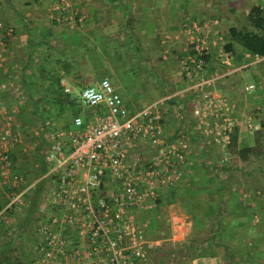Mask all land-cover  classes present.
I'll return each mask as SVG.
<instances>
[{
    "label": "crops",
    "instance_id": "0c3cea01",
    "mask_svg": "<svg viewBox=\"0 0 264 264\" xmlns=\"http://www.w3.org/2000/svg\"><path fill=\"white\" fill-rule=\"evenodd\" d=\"M194 3L192 5L190 0H69V5L63 6L60 0H0V130L10 125L22 134V138L23 133L43 136L58 119L50 117L46 121L47 128L42 127L45 130L38 131L43 123L40 120L35 124L33 110L39 108L48 116V109L57 101L55 96L61 94L60 87L72 84L83 88L110 76V71L102 64L111 58L118 67L125 58L123 67L126 69L131 61L136 62L135 77L132 78L136 79L138 73L140 81L148 83V90L136 92L138 95H131L136 90H129L126 103L131 109H140L151 101L176 93L172 91L183 86L181 60L187 51L184 32L187 21L203 23L206 20L201 18L212 15L214 19L210 20H213L214 27L221 32L227 29L228 33L235 26L230 24L234 21H229V16L241 14L246 17L253 5L264 8V0H196ZM223 3H229L228 9L221 7ZM190 5L194 8L193 14L187 12ZM163 30H170L173 34L160 40L159 33ZM224 38L227 41V37ZM177 43L181 45L182 57L177 71L172 74L167 59L171 47ZM156 50L160 55H154ZM236 61L240 64L245 62V54ZM92 77L96 80L86 83ZM113 78H116L118 90L121 84L117 73ZM248 78L262 82V87L251 95L241 90L243 83L252 82ZM222 88L236 101L240 112L253 114L250 108H241L242 99L250 102L255 98L252 109L257 105L264 106V61L251 63L233 73ZM28 89L36 104L27 98ZM146 97L151 100L144 101ZM191 97L189 93L171 100L170 114L193 118ZM61 104L58 102V108ZM67 110L71 112V108ZM72 117L63 129L70 126ZM257 124L256 131L262 129V124ZM182 125L172 129L170 119L166 128L172 133L184 130ZM238 130L241 137L251 132L246 124ZM191 132L193 129L189 133L192 137ZM251 133V139L242 143L254 144V134ZM22 143L23 139L12 152L16 153ZM50 144L51 141L48 147ZM38 146L34 145L35 148ZM199 149L200 154H195L192 148L177 184L161 190L168 209L161 210L156 204L143 208L150 222L147 232L151 243L149 264H264V215L257 217L251 212L256 207L253 201L257 206H264V184H260L261 188H253L259 196L240 200V204L231 197L237 186L229 184L222 196L225 199H222V209L218 210L217 194L207 183L212 178L210 171L206 169L205 172L209 176L207 181L194 180L202 160L211 159L209 146L203 141ZM198 155L202 160L196 159ZM260 157L263 161L264 154ZM219 169L216 167L221 172ZM25 177L22 175L20 188L31 182ZM190 178L195 182L191 183ZM216 186L217 183L214 184ZM253 189L246 188L247 191ZM202 190L201 195H194V192ZM0 195H6L8 199V190L1 182ZM245 208L249 209L241 213ZM34 215L25 218L24 214L19 216L12 210L0 221V264H42L38 231L42 217L38 218L33 230L31 221Z\"/></svg>",
    "mask_w": 264,
    "mask_h": 264
},
{
    "label": "built area",
    "instance_id": "2783aa9c",
    "mask_svg": "<svg viewBox=\"0 0 264 264\" xmlns=\"http://www.w3.org/2000/svg\"><path fill=\"white\" fill-rule=\"evenodd\" d=\"M60 1L69 5V0ZM184 32L182 88L133 110L109 78L83 87L78 98L95 112L87 119L74 116V128L53 136L45 153L48 171L23 188L11 155L22 134L10 125L0 130V180L8 190L0 221L9 211L25 207L43 179L51 185L49 210L38 226L42 264H149V223L137 212L157 200L163 188L177 184L192 152L191 136L166 128L172 115L169 102L176 96L190 93L191 135L217 146L223 163L231 156L228 148L236 129L255 125V118L240 112L222 86L230 75L262 63L264 57L245 53V62L238 63L225 50L222 32L206 21H187ZM261 87L258 80L243 83L241 90L251 95ZM64 91L72 93L68 87ZM138 143L146 144L147 155L129 153Z\"/></svg>",
    "mask_w": 264,
    "mask_h": 264
},
{
    "label": "rangeland",
    "instance_id": "374dc122",
    "mask_svg": "<svg viewBox=\"0 0 264 264\" xmlns=\"http://www.w3.org/2000/svg\"><path fill=\"white\" fill-rule=\"evenodd\" d=\"M190 2L193 5V4H195L194 2H196V0H190ZM192 5L188 6L189 10H187V12L193 14L194 8ZM221 7L228 9L229 3L228 4L225 3ZM212 17H213L212 15H208V16L206 15L204 18H201V19L203 21L206 20V22L212 28L215 25L213 23V20H210V19H214ZM229 19H230L229 21H234V23L232 22L230 24H232V25L234 24L236 27L242 28L244 26L245 16H243L241 14H239L238 17L237 16H229ZM226 30L227 29H225L224 32H222L223 35L226 34V35H224V37L225 36L227 37V33H226L227 31ZM171 34H173V33L170 32V30H163L162 32L159 33L160 40L165 35H171ZM183 41L185 42V39H183ZM171 44H174V42H172ZM157 50H158V48H157ZM157 50L155 51L154 55L155 54L160 55L159 51H157ZM171 50L172 51L170 52L167 60L169 62V66L172 68V74H175V72L177 71V68L179 67L180 59L182 57L181 56L182 55V53H181L182 48H181L180 43H177L176 45L171 47ZM237 58H238V56H237ZM125 63H126V59L124 58L123 63L119 64V67H118L116 61L113 58H111V59L107 60V63L104 61L102 66H103V68L108 69V72L110 71V76H108L106 78H109L114 85L116 84V78H113V77H116V73H117V77L119 78V81L121 84V87L118 89V91L123 95L124 100L126 102H128L127 101V95L129 93V90H133V89L136 90L135 92L133 91L134 93H132L131 95H134V94L138 95L139 93H136V92L142 91L143 89L148 90L149 87H148V83H142L140 81L139 76H137L138 73H136V79L132 78V76L135 77L134 67H135L136 62L131 61V64L127 66V69H126V67L125 68L123 67ZM120 67L123 69H120ZM158 68H159V66H158ZM108 72H104V74L108 75ZM95 80H96V77H92L90 79H87L86 83L93 82ZM248 80L253 81L251 78H248ZM66 87H68L72 90L71 95L69 94L70 95L69 99L72 101L70 102V101H67V99H66V101H65L66 103L64 104V106H62L63 105L62 104L61 105L62 107H60V108H58L59 107L58 102L55 101L54 105H51V107L48 109L49 113L51 114L52 119H56V120L58 119L56 124H52L53 126H50V128L47 129L48 131L45 130L46 132H44L43 136L40 135L39 133H35L34 135H32L33 136L32 137L29 134L23 133L22 146H19V149L16 152L17 153L16 154L17 155L16 167H17L18 171L23 175V177L26 176L25 178L31 182L38 179L37 175H36L37 174L36 171H37V169H39V163L36 161V157L39 155V147L42 145L44 151L46 152V150L48 149V145H49L50 141L53 140V136L57 132H59L60 130H63V126H65L66 124H68L70 122L72 115H73V117L77 116V115H85V116L91 117L93 115V113L95 112V111H93L92 107L81 104L80 100L77 99V96L80 94L82 88L74 87L71 84L69 86L67 85V86L63 87V89H65ZM115 87L118 88L117 85ZM180 88H182V87H180ZM178 90H174L172 92H175ZM172 92H170V93H172ZM140 96L142 97V95H140ZM236 97H238V95H236ZM150 100H151V98L146 97V100H144V101H150ZM242 100L243 101H242L241 108H246V107L250 108V110H251L250 112H253V114H251V115L255 118V120L257 118V120H256V124L253 125V128L250 129V131L252 132V130H253L254 133L249 132V134H244V135L242 134V137H241V133L238 130V139H239L240 143L246 142V141L251 139L250 138V133H251V134H254L253 140H254V144H255V143H257V140H258V139L256 140L257 137L255 136L256 129L258 126L257 123L262 124L261 122L264 121V109H263V106H260V105L254 106L255 109H252L253 107H251V106H253V104H255L254 103L255 98L252 99V101L250 100V102L248 100L247 101L244 99H242ZM30 103H32V102H30ZM70 108H71V112H70V110H67ZM252 110H254V111H252ZM170 119L172 122V129L177 128V126L179 124H181V125L183 124L182 127H183V129L187 135H189L190 131L194 128V119L191 118L190 115L183 118L180 115L175 114L169 118V121H170ZM70 126L72 128H74L72 121L70 123ZM70 126L67 128H71ZM37 129H38V131H41L44 128H37ZM258 130H260V128ZM27 135H28V137H27ZM263 138H264V130H263V133L261 134L259 139H263ZM191 140H192V144H194V147H192L194 150V153L200 154V151H201L199 149L200 142H201L200 139L197 136H192ZM37 144H39V146L37 148H35L34 145H37ZM261 145L264 146V143H262ZM148 150H149V148L146 146V144L138 143L129 150V153L131 155H134V154L142 152L144 155H147ZM209 150H210L211 159L212 160H214V158L218 159V161L214 160L217 164V167H221L223 164H225L222 162L221 150H219V148L217 146L209 145ZM196 159L198 161H199V159L202 160L201 155H198V158H196ZM263 161H264V157H263ZM263 161H262L261 157L258 160H256L253 157V160L250 161L249 163H242V162L238 161V158L235 155L230 156L229 161H228L229 163L235 162L237 166L243 168L242 169L243 172L246 171V172L252 173L251 176L247 175V177H245V181L241 180L238 182H233L231 185L232 187H234L233 186L234 184L237 186L235 188V190H236L235 194H231V197L235 198V200H236V202H238V204H240L239 203L240 200H244L245 198L254 199L255 197L259 196L258 195L259 192L254 190L253 188H261L260 184H262V183L264 184V163L262 164ZM260 169H261V171H260ZM197 174H199V173L194 174V176H195L194 180L200 179L201 181H203L201 176H199ZM219 175L221 178H225V174L223 172H219ZM211 176L213 177V175H211ZM191 178H192V176H191ZM191 178L189 180H191V183H194L195 181L194 180L192 181ZM216 180L217 179H215V181ZM0 182H1V180H0ZM245 185L247 187H249L250 189H253V190L247 191ZM50 187H51L50 183L47 182L45 185V189L42 193V201L39 205L40 209L35 213L34 219H33V221H31V226L33 227V230H35L34 229L35 225L38 224L37 223L38 218H39V220H40V216L42 218H44L47 215V212L49 210ZM32 191L30 192V195L28 197L27 205L23 208L14 209L15 214L17 213L19 216H22L24 213H26L27 207L30 204V198L33 195ZM263 191H264V189H263ZM228 195H230V194H228ZM263 197H264V195H263ZM253 203H254V206H256V207H253L251 209V212L256 214L257 217H261V215H264V206L260 207L261 204H260V206L259 205L257 206V205H255L254 201H253ZM155 204L158 206L160 205L161 210L168 209L166 207V205H164V197H163V195H161V192H160V196L158 197V199L149 203L148 206L151 208V207H154ZM241 206L242 205L238 206L239 210H240ZM246 209H249V208H245L241 213H245ZM138 217L141 220L147 221L150 225V222L148 221V214L146 213V210L143 209L141 211H138ZM64 263L68 264L67 262H64Z\"/></svg>",
    "mask_w": 264,
    "mask_h": 264
},
{
    "label": "trees",
    "instance_id": "16d2710c",
    "mask_svg": "<svg viewBox=\"0 0 264 264\" xmlns=\"http://www.w3.org/2000/svg\"><path fill=\"white\" fill-rule=\"evenodd\" d=\"M244 26L242 28L232 26L227 33V44L225 45V50L228 52H233L235 55H237L240 60L241 57L245 53H249L253 57H264V8L259 5H253L248 14L245 17ZM7 45V44H6ZM26 68L28 66H25ZM61 94L59 96H56L57 102L60 104L63 103V105L67 101H70L69 94L65 93L64 89L60 87ZM29 95L27 98L31 99V102L34 100V95H32L31 91L28 89ZM30 96V97H29ZM32 97V98H31ZM78 98V96H77ZM34 103L36 104V101L34 100ZM62 105V104H61ZM36 106V105H35ZM37 107V106H36ZM62 107V106H61ZM34 115V121L35 124L39 123L40 120L43 123L41 126L44 128L46 127V121L51 117L48 113V116L42 112L39 108H35L32 112ZM45 129H43L44 131ZM264 130V121L262 122V129L257 130L255 133V136L257 137V143H255L253 146H248L245 143H240L238 139V129H236L235 133L232 136L231 143L228 148V152L231 156H236L238 158L239 162L242 163H249L253 160V157L258 160L260 158V155L264 154V146L261 144L264 143V138L259 139L261 134ZM45 151L43 149V146L41 145L39 147V155L36 157V161L39 163V169H37V178L42 177L47 171H48V165L45 163V157H44ZM12 160L14 163L17 161V155L16 153L12 152ZM218 161V159H215ZM210 159V160H202L201 168H197V173H199V176H201L202 180L207 181L208 174H206V169H208L213 175V177L209 180L208 184H211L210 187L214 190V192L217 194V197L219 200H217V206L218 210L222 209V203L224 197L222 198L223 194L228 190L229 184H232L233 182H238L241 180L245 181V177L247 175H252L251 172H243V168L236 165L234 162H227L223 164L219 170L225 174V178H221L219 175V171L216 170L217 164L216 162ZM205 169V170H204ZM208 173V172H207ZM239 178V179H238ZM215 179H217L215 181ZM47 183L46 179H43L39 184H37L36 188L32 191V196L30 198V204L27 207L26 213H24L25 218L28 216L34 215L39 209H40V203L42 201V193L45 189V185ZM217 183V186L214 187V184ZM246 186V185H245ZM247 188V186H246ZM249 188V187H248ZM204 191H200L197 193L194 192V195L199 194L201 195ZM198 198V197H197ZM223 199V200H222ZM197 202V200H195ZM8 199L6 195H0V211L5 207L7 204ZM23 264V263H22Z\"/></svg>",
    "mask_w": 264,
    "mask_h": 264
}]
</instances>
